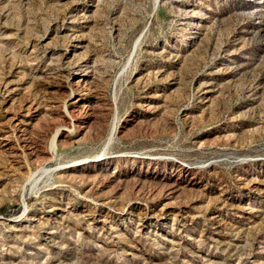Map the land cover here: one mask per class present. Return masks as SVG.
<instances>
[{
	"label": "rangeland",
	"instance_id": "374dc122",
	"mask_svg": "<svg viewBox=\"0 0 264 264\" xmlns=\"http://www.w3.org/2000/svg\"><path fill=\"white\" fill-rule=\"evenodd\" d=\"M0 264H264V0H0Z\"/></svg>",
	"mask_w": 264,
	"mask_h": 264
}]
</instances>
